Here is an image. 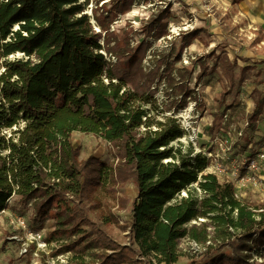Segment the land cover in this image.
Wrapping results in <instances>:
<instances>
[{
	"label": "trees",
	"instance_id": "1",
	"mask_svg": "<svg viewBox=\"0 0 264 264\" xmlns=\"http://www.w3.org/2000/svg\"><path fill=\"white\" fill-rule=\"evenodd\" d=\"M110 1L100 15L98 7L94 10L100 29L95 32L85 13L89 0H0V212L10 201L14 211L30 205L35 232L52 222L44 240L55 243L57 255L82 244L95 249L88 262L71 256L67 264H143L149 257L156 264H176V245L183 238L210 242L203 264H256L252 253L264 258V208H250L235 197L232 182L204 173L211 161L206 156L191 148L181 156L171 146L182 137L175 120L158 122L152 130L143 108L161 81L181 96V107L185 99H195L189 80L198 67L195 81L200 82L214 52L175 69L172 51L155 50L146 69L143 61L152 47L146 38L168 35L170 5L143 23V38L134 49L129 37L120 40L110 31L114 18L130 11L134 0ZM199 32H180L182 45H190ZM234 64L226 65L230 87ZM252 98L261 109L256 89ZM74 132L113 144L117 165L96 156L80 159L71 142ZM130 180L136 194L126 245L107 233L118 219L103 197L109 192L114 197L110 187ZM126 205L120 200L122 208ZM199 219L206 222L188 227ZM226 247L232 256L222 253Z\"/></svg>",
	"mask_w": 264,
	"mask_h": 264
},
{
	"label": "rangeland",
	"instance_id": "2",
	"mask_svg": "<svg viewBox=\"0 0 264 264\" xmlns=\"http://www.w3.org/2000/svg\"><path fill=\"white\" fill-rule=\"evenodd\" d=\"M110 2L89 0L85 13L90 17L95 32H99L100 29L94 19V10L98 7L96 12L100 15L101 8H109ZM222 2L227 5V10L222 9L224 8ZM238 2V0H221L217 3L213 0H134L130 11L118 14L114 18L110 31L115 30L120 40L129 37L130 47L135 49L143 38V23L155 14L157 9L170 5V17L166 23L168 35L157 40L146 38L152 42V47L146 54L143 66L147 69L150 65L147 59L152 57L155 50L172 51L170 62H173L175 69L188 67L195 57L214 52L215 55L209 59L211 61L200 82L195 81L198 67L189 80L188 88L193 92L195 99L193 97L185 99V106L181 107V96H175L161 81L151 88V90L156 88L153 97L143 108L148 110L152 118V130H156V123H166L174 119L182 130V137L172 142L171 146L179 149L181 156H185L189 148L193 150V154L200 153L206 158L210 152L213 158H208L211 161L204 173L216 175L220 182H232L235 197L250 208L257 209L264 208V163H260L258 170L253 173L256 178L261 177L256 186L252 182L239 186L233 176L239 162L247 159L244 157L250 155L251 158L258 159L257 155L264 150V21H255L248 14V19L240 21L236 17L239 15V8L236 5ZM193 28L200 30L199 37L185 47L178 35ZM177 53L179 61L174 59ZM215 58L216 61L213 60ZM232 62H235L232 70L234 86L230 87L226 77V65ZM247 66L249 70L245 69ZM241 76L247 79L241 82ZM254 89L259 93L261 109L255 108L252 98ZM226 92L227 95L222 101V95ZM188 108L190 109L187 117H181V111ZM144 130L145 128L140 127L138 132L142 133ZM71 142L79 150L80 159L96 156L113 166L119 162L116 147L98 137L74 132L71 135ZM238 170L244 171L241 167ZM110 189L115 190V196L113 197L111 192L104 194L103 203L109 206L111 214L117 216L118 225L106 227L107 233L116 242L129 245L127 224L131 202L136 194L135 183L130 180ZM195 193L197 197L202 196L198 189ZM185 195L184 193L183 196ZM120 200H126L127 205L122 208ZM12 206L13 202L10 201L0 212V264H56V262L67 264L65 262L71 256L81 257L86 262L91 259L90 254L95 249H84L85 244L71 253L60 255L56 253L58 248L54 242L46 243L43 247L40 242L52 229V222H46L44 229L35 232L30 219L32 218L30 205L17 211H14ZM203 222L206 220H192L188 227L199 226ZM207 230L212 233L211 228ZM38 235L41 238H38ZM34 241L35 248L29 250L31 242ZM190 242L191 240L187 238L178 240L176 248L180 256L176 264H187L192 261L203 264L204 253L196 255L191 251ZM222 253L232 256L229 247L223 249ZM252 258L256 264L261 263V259L258 256L255 258L254 253ZM150 259L151 257L145 259L143 264H153Z\"/></svg>",
	"mask_w": 264,
	"mask_h": 264
},
{
	"label": "built area",
	"instance_id": "3",
	"mask_svg": "<svg viewBox=\"0 0 264 264\" xmlns=\"http://www.w3.org/2000/svg\"><path fill=\"white\" fill-rule=\"evenodd\" d=\"M208 158H210V159L213 158V156L210 152L208 153ZM257 158L258 159H256V158L255 159H253V158L244 159L237 165V168L234 170V176H233L234 178L233 179H235L239 183L238 184L239 186H243V184L247 183V182H252L253 185L256 186L259 183V181L261 180L260 176L256 178L253 173H254V171L258 170L260 163H264V150H261V152L257 155ZM240 167L244 170L243 172H240L238 170ZM243 174H244V176H242ZM181 194L183 195L184 192ZM24 225L25 224H23V222H22V226H24ZM38 238H41L40 235H38ZM31 243L35 244V241L31 242ZM209 243L210 242H206L205 244H199V243L191 240V242H190L191 251H193L196 255L203 254L206 251V248L209 245ZM40 244L43 245V247H45L46 246L45 240H43V241L41 240ZM26 250L27 249L25 248L24 249L25 253H26ZM151 260H152L153 264H156L154 259H151ZM261 262H262V259H261ZM65 263H67V262H65Z\"/></svg>",
	"mask_w": 264,
	"mask_h": 264
},
{
	"label": "crops",
	"instance_id": "4",
	"mask_svg": "<svg viewBox=\"0 0 264 264\" xmlns=\"http://www.w3.org/2000/svg\"><path fill=\"white\" fill-rule=\"evenodd\" d=\"M213 1L217 3V1H221V0H213ZM238 1L239 2L236 5H237V8H239L238 14L241 16L236 15V17L240 21L242 19H245V20L248 19L247 14L251 16L255 21H264V0H238ZM223 5H224V8L222 9L227 10V5L225 3H223ZM222 15H225V14H222ZM260 25H262V22Z\"/></svg>",
	"mask_w": 264,
	"mask_h": 264
},
{
	"label": "bare ground",
	"instance_id": "5",
	"mask_svg": "<svg viewBox=\"0 0 264 264\" xmlns=\"http://www.w3.org/2000/svg\"><path fill=\"white\" fill-rule=\"evenodd\" d=\"M96 27V29H97V26H95ZM189 109L190 108H188V109H185V111H181V117H184V118H186L187 117V112L189 111Z\"/></svg>",
	"mask_w": 264,
	"mask_h": 264
},
{
	"label": "water",
	"instance_id": "6",
	"mask_svg": "<svg viewBox=\"0 0 264 264\" xmlns=\"http://www.w3.org/2000/svg\"><path fill=\"white\" fill-rule=\"evenodd\" d=\"M91 23V22H90Z\"/></svg>",
	"mask_w": 264,
	"mask_h": 264
}]
</instances>
